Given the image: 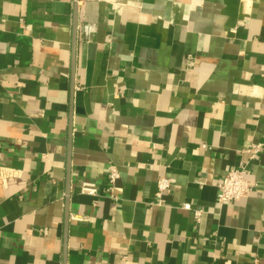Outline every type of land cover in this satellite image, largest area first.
<instances>
[{"label":"crops","instance_id":"crops-1","mask_svg":"<svg viewBox=\"0 0 264 264\" xmlns=\"http://www.w3.org/2000/svg\"><path fill=\"white\" fill-rule=\"evenodd\" d=\"M0 165V264H264V0H0Z\"/></svg>","mask_w":264,"mask_h":264},{"label":"built area","instance_id":"built-area-1","mask_svg":"<svg viewBox=\"0 0 264 264\" xmlns=\"http://www.w3.org/2000/svg\"><path fill=\"white\" fill-rule=\"evenodd\" d=\"M260 145H255L250 149L253 156L259 152ZM247 163H241L237 168L229 170L218 185V201L220 203H227L230 201L239 200L249 195L254 188V184L247 177ZM15 170L6 165H0V181H6L10 176L15 174ZM119 176L115 168L110 169V182L113 184ZM170 182L166 177L160 178L158 182L159 192L168 189ZM81 193L96 196L98 194V187L95 182L83 181L80 187ZM185 209H190L189 203L184 204ZM196 218L200 217V211H195Z\"/></svg>","mask_w":264,"mask_h":264}]
</instances>
